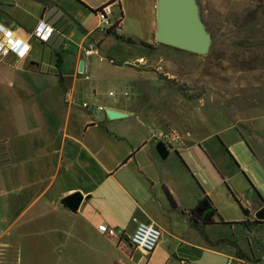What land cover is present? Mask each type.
I'll return each mask as SVG.
<instances>
[{
	"label": "crops",
	"instance_id": "0c3cea01",
	"mask_svg": "<svg viewBox=\"0 0 264 264\" xmlns=\"http://www.w3.org/2000/svg\"><path fill=\"white\" fill-rule=\"evenodd\" d=\"M212 1L196 3L200 7ZM108 4L112 18H119L116 34L134 43L120 41L140 48L120 58L119 70H126L122 74L96 70L97 61L82 53L86 40L98 42L104 51L109 36L99 30L95 12ZM156 20L157 0H0V25L29 46L23 59L9 54L0 60V108L7 112V133L0 138L5 151L0 167V264H124L125 260L226 264L229 258L234 264H252L255 260L220 229L235 225L195 227L187 216L207 197L225 223L256 220L264 200L240 179L255 161L249 146L242 138L221 145L226 161L216 162L202 149L205 139L196 138L188 145L192 136L182 130L180 142L161 160L152 138L157 130L135 115L127 102V89L137 88L134 68L146 75L162 61L155 41ZM40 23L53 29L47 42L32 37ZM74 30L80 39L77 53L65 55V43ZM53 53L59 56L57 65ZM111 82L124 99H108L115 96L110 90L106 97L103 88ZM90 101L104 112L82 115L80 104ZM108 110L126 117L110 120ZM197 147L203 151L202 159L188 153ZM210 150L217 154L213 147ZM198 160L207 166L197 171L192 167ZM247 191L256 198L242 203L238 197ZM74 193L82 196V202L71 213L61 201ZM233 204L238 208L240 204L248 216L239 208L242 218H232ZM134 219L161 231L159 244L148 256L125 239L135 228ZM100 225L122 231L123 238L101 235ZM257 226L264 224L252 225L247 232ZM30 237L47 240L41 258L24 257L29 247L22 240Z\"/></svg>",
	"mask_w": 264,
	"mask_h": 264
},
{
	"label": "rangeland",
	"instance_id": "374dc122",
	"mask_svg": "<svg viewBox=\"0 0 264 264\" xmlns=\"http://www.w3.org/2000/svg\"><path fill=\"white\" fill-rule=\"evenodd\" d=\"M198 8L211 39L208 54L201 57L160 45L158 54L162 61L158 66L146 75L134 68L137 88L127 89V102L135 115L153 124L154 130L169 129L178 135L184 130L192 136L187 144L196 138L205 139L202 149L216 162L226 161L224 144L242 138L253 151L255 161L240 179L247 181L264 200V0H213ZM79 40L76 30L72 31L65 43L67 51L63 53H77ZM36 48L42 51L40 45ZM103 49L99 58L93 57L97 61L96 70L120 74L126 71L119 70L122 67L120 58L134 50L140 51L138 46H129L113 36L106 39ZM108 90L115 93L114 98L108 99H124L114 83L104 86L106 97ZM6 121L7 112L0 108V138L6 136ZM211 147L218 151L216 155ZM203 151L197 147L188 153L202 159ZM4 157L5 151L0 144V167ZM198 163L192 167L194 170L207 166L200 160ZM244 194L238 197L242 203L256 198L253 192ZM230 216L242 218L234 204ZM232 223H235L232 229L220 228L224 237L235 239L250 258H255L252 264H264V226L253 227L247 232L238 225L240 222ZM41 224L45 226V222ZM44 238L22 240V244L29 247L25 249L26 255L23 254L26 259L41 258L46 252ZM124 264L134 263L125 260Z\"/></svg>",
	"mask_w": 264,
	"mask_h": 264
},
{
	"label": "built area",
	"instance_id": "2783aa9c",
	"mask_svg": "<svg viewBox=\"0 0 264 264\" xmlns=\"http://www.w3.org/2000/svg\"><path fill=\"white\" fill-rule=\"evenodd\" d=\"M95 15L99 19V30L101 32L114 31L116 33L118 31L119 18H112L113 12L110 4L97 10ZM52 32L51 27L40 23L34 30L32 37L41 42H47ZM28 51L29 46L25 42L18 38L12 30L0 25V60L9 54L14 55L17 59H23L27 56ZM82 53L86 57H100L99 43L86 40L82 44ZM109 63H112V61H109ZM108 96L112 97L113 93H108ZM80 107L87 114L104 112V108L96 103L83 102ZM152 138L155 144L161 142L170 150L180 142L179 135L169 129L154 131ZM133 222L135 228L125 239L134 249L140 251L144 256H148L159 244L162 237L161 231L153 225L139 223L135 219ZM97 230L101 235L111 239L121 240L124 236L122 231L108 228L106 225L98 226ZM226 264H234V259L229 258Z\"/></svg>",
	"mask_w": 264,
	"mask_h": 264
},
{
	"label": "water",
	"instance_id": "95a60500",
	"mask_svg": "<svg viewBox=\"0 0 264 264\" xmlns=\"http://www.w3.org/2000/svg\"><path fill=\"white\" fill-rule=\"evenodd\" d=\"M155 41L159 45L170 47L186 53L204 57L208 54L211 39L202 23L196 0H157V20ZM83 73V62L78 66ZM110 120L124 118L121 112L108 110ZM155 152L159 159L165 160L170 152L163 143L155 144ZM82 202V196L74 193L61 201V206L71 213H76ZM255 219L264 222V206L258 210Z\"/></svg>",
	"mask_w": 264,
	"mask_h": 264
},
{
	"label": "trees",
	"instance_id": "16d2710c",
	"mask_svg": "<svg viewBox=\"0 0 264 264\" xmlns=\"http://www.w3.org/2000/svg\"><path fill=\"white\" fill-rule=\"evenodd\" d=\"M36 1H39V0H36ZM106 35L113 36L115 39L125 41L126 43H129V44L134 43L131 39L120 36L116 34L114 31H107ZM139 44L143 47L150 48L149 45H146L142 42H140ZM53 56L55 57V60H56L55 64L57 65L59 56L57 53H53ZM166 195L171 205H173L170 195L167 192H166ZM238 205H239L241 212L245 216H248V211L244 209L242 206H240V204ZM187 216H188L190 224L195 227L209 226L213 224L235 225V223H225L223 219L220 217V215L218 214L217 210L212 206L211 202L209 201L207 197L201 199L196 205V207L187 214ZM261 224H264V222H259L255 220L252 223L248 221H243V222H240L238 225L243 226L245 229L249 231L252 225H261Z\"/></svg>",
	"mask_w": 264,
	"mask_h": 264
}]
</instances>
